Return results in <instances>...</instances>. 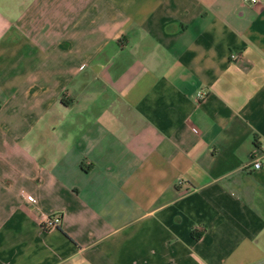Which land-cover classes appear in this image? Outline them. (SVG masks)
I'll return each mask as SVG.
<instances>
[{"label":"crops","instance_id":"crops-1","mask_svg":"<svg viewBox=\"0 0 264 264\" xmlns=\"http://www.w3.org/2000/svg\"><path fill=\"white\" fill-rule=\"evenodd\" d=\"M0 264H264V0H0Z\"/></svg>","mask_w":264,"mask_h":264},{"label":"built area","instance_id":"built-area-1","mask_svg":"<svg viewBox=\"0 0 264 264\" xmlns=\"http://www.w3.org/2000/svg\"><path fill=\"white\" fill-rule=\"evenodd\" d=\"M246 3H256L258 0H243ZM230 60H238L239 55L236 53H230L229 55ZM205 95L204 92L200 91L197 93L198 98H203ZM261 167V164L258 160H254L252 163V168L254 169H259ZM62 221V215L60 213H52L46 216H43L40 220V225L42 226L43 229L45 230H50L57 228Z\"/></svg>","mask_w":264,"mask_h":264}]
</instances>
